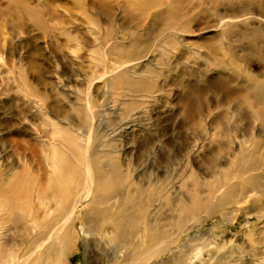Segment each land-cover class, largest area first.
I'll return each instance as SVG.
<instances>
[{"label": "rangeland", "instance_id": "obj_1", "mask_svg": "<svg viewBox=\"0 0 264 264\" xmlns=\"http://www.w3.org/2000/svg\"><path fill=\"white\" fill-rule=\"evenodd\" d=\"M142 1L0 0V264L34 234L17 214L60 209L86 168L64 264H96L89 202L130 185L175 242L154 264H264V100L240 109L264 83V0Z\"/></svg>", "mask_w": 264, "mask_h": 264}, {"label": "bare ground", "instance_id": "obj_2", "mask_svg": "<svg viewBox=\"0 0 264 264\" xmlns=\"http://www.w3.org/2000/svg\"><path fill=\"white\" fill-rule=\"evenodd\" d=\"M150 1L151 0H143L142 3H144L145 5V4H148ZM260 87L263 88L264 83L257 82L254 88H249V89L244 90V94L241 96V99H242L241 100L242 104H240L241 111L243 112L249 111V108L252 107V103L249 102V98L251 94H249L248 92L250 91L253 94L258 95V98L253 97V99L254 100L258 99L260 100L259 104L261 105L263 104L264 89L260 91L259 90ZM253 106H254V103H253ZM259 110H260V107H259ZM262 112H264V110ZM255 113L253 112V114ZM256 114H258L257 117H260L261 119V116H260L261 113H259L258 111ZM260 119L259 120L256 119V120L260 121ZM256 150L255 149L253 150L252 156H254V151L256 153ZM43 156H45L46 158V154ZM251 157L249 156L250 159H252ZM250 159H248V161H252ZM250 165H252V163ZM90 170L86 168V169H82L78 171L79 176H81L84 179L85 183L87 184L85 185L83 184L85 188L83 187L82 189L83 191L77 193V196L73 200L59 201L58 202L59 205H62L60 209H55L54 211H51L49 210V208L47 207L45 208L42 205V207H37L34 212L30 213L29 216L16 213L18 216L16 219H14L16 220L15 228L16 229L21 228L20 230L23 233H20V232L19 233L24 238L28 236L27 234H25L26 230H25V227H22L23 226L22 224L27 223L29 219H34V220L38 219V221L35 222V227H32L34 234L30 236L31 237L30 242H28L25 247H23L22 245V248L18 249L21 251V253L19 252L20 261L18 262V264H28V263L29 264L30 263L31 264H36V263L38 264H64V257L69 254L66 252V246L69 244V235L71 234L70 229H69V224L72 221L71 215L74 214L75 210L77 209V206L78 207L80 206L79 203L81 199L86 198L87 196L86 193L89 192V189H90L88 188L90 185L89 179L93 178L92 177L93 175H91ZM98 177L102 179L105 178V176L101 174ZM66 181H69V180H66ZM79 183H77L76 185H80ZM11 185L9 187H11ZM130 189L134 190V195H135L134 197H131L130 193L132 191ZM127 193L128 194L123 195L122 192L114 191L111 193V195H109L111 196L110 198L104 196V198H99L97 200L90 199L91 200L89 202L90 204H94L96 202V203L104 204V206L101 208H97V209H95L94 207V210H91V213L87 214L86 224L88 226L87 227L88 232H91L92 234H95V233L97 234V240H96L97 246L96 247L100 251L99 253H97L96 250L93 249V253L92 252L90 253L93 255L89 256L87 246L84 244L85 245L84 253H85V259L87 263L91 262V260H93L92 258H94V262L96 264H103V261L106 258L107 264H154L155 262L153 263L151 261L153 259L155 260V258H158L166 254L171 248V245L175 243L174 241L173 242L165 241L166 239L165 233L154 229L153 226L151 225V222L147 219L149 215H148V212L145 206L149 207L150 204L147 205L148 202H152L153 200L148 195H146L141 189L134 187L132 185L128 187ZM112 194L118 198L116 202L112 201V197H113ZM93 195L94 194H92V197L90 198H93ZM43 197L39 196L36 199L40 203H45L47 205H49L50 202L54 201V198H51L47 200L46 202H44ZM12 198H13V194L11 196V199ZM145 200L147 203L146 205L142 204V201L144 202ZM22 201L24 202L23 199ZM15 204L18 205V203L16 202ZM138 204L140 205L138 206ZM87 206H88V203H87ZM19 212L20 211L18 210V213ZM9 218H11V216ZM182 223H183V218L181 217V219L179 218V223L177 225L181 227L183 225ZM89 224L90 225L92 224V226H94V230L92 231L90 230ZM154 246H156L157 248L151 249ZM180 258H181L180 256H174L168 261L167 260L160 261L157 264H181ZM189 264H191V262Z\"/></svg>", "mask_w": 264, "mask_h": 264}]
</instances>
